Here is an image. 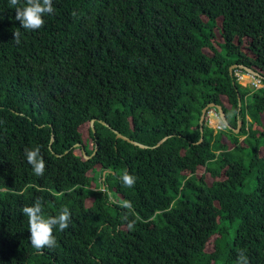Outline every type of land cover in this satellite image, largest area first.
Segmentation results:
<instances>
[{
  "label": "trees",
  "instance_id": "trees-1",
  "mask_svg": "<svg viewBox=\"0 0 264 264\" xmlns=\"http://www.w3.org/2000/svg\"><path fill=\"white\" fill-rule=\"evenodd\" d=\"M53 6L31 31L0 0V264H264V86L235 74L264 82V0ZM210 103L225 128L201 129ZM36 199L71 212L52 248L30 244Z\"/></svg>",
  "mask_w": 264,
  "mask_h": 264
},
{
  "label": "clouds",
  "instance_id": "clouds-1",
  "mask_svg": "<svg viewBox=\"0 0 264 264\" xmlns=\"http://www.w3.org/2000/svg\"><path fill=\"white\" fill-rule=\"evenodd\" d=\"M10 5L15 9V19L20 22L21 28L35 31L42 27L45 18L54 13L53 0H9ZM18 34L15 33V38ZM24 155L27 163L31 165L36 176H42L45 170V162L40 154L39 147L26 148ZM123 185L131 187L135 178L128 172L120 176ZM123 207H130L125 203ZM22 214L27 217L29 240L31 246L36 250L52 248L55 246V231H63L69 227L71 212L67 206H62L57 213L45 216L40 199L34 200L30 205L21 209ZM237 264H248L243 253L239 254Z\"/></svg>",
  "mask_w": 264,
  "mask_h": 264
},
{
  "label": "rangeland",
  "instance_id": "rangeland-1",
  "mask_svg": "<svg viewBox=\"0 0 264 264\" xmlns=\"http://www.w3.org/2000/svg\"><path fill=\"white\" fill-rule=\"evenodd\" d=\"M237 72V73H236ZM235 74H238V80L242 85L247 86H255L256 78L253 76L254 73L250 72L249 70H240L236 69ZM221 119H223V115L220 111H217L214 106H210L208 109V112L205 116L204 122H206L209 126H212L215 131L217 130V125L220 124ZM241 120L238 122V128H236V131L240 130L241 126Z\"/></svg>",
  "mask_w": 264,
  "mask_h": 264
},
{
  "label": "water",
  "instance_id": "water-1",
  "mask_svg": "<svg viewBox=\"0 0 264 264\" xmlns=\"http://www.w3.org/2000/svg\"><path fill=\"white\" fill-rule=\"evenodd\" d=\"M237 66V64H234V65H232L231 66V72L233 71V69H234V67H236ZM240 67H244L243 65H239ZM246 70H249L250 72H253L254 74H256V75H258V73L255 71V70H253L252 68H250V67H244ZM216 106L217 108H218V110L221 112V114L223 115V120L228 124V121H227V119H226V116H225V113H224V111H223V108H222V106L220 105V104H216V103H210L208 106H206L204 109H203V112H202V115H201V118H200V124H201V129H203V123H204V119H205V116H206V114H207V112H208V109H209V107L210 106ZM93 121L94 120H92V123H93ZM93 126V125H92ZM93 128H94V126H93ZM116 133H117V136L118 137H122V138H124V139H127L128 141H131V142H133V143H135V144H138V145H140L141 147H146V145H144L143 143H139L138 141H135V140H132L131 138H129L128 136H126V135H124V134H122V133H120V132H118V131H116ZM166 139V137L165 138H163L162 140H160L159 142H158V144H160L163 140H165ZM76 145H80L79 143H77ZM84 154L86 155V153H85V151H84ZM87 156V155H86Z\"/></svg>",
  "mask_w": 264,
  "mask_h": 264
},
{
  "label": "built area",
  "instance_id": "built-area-1",
  "mask_svg": "<svg viewBox=\"0 0 264 264\" xmlns=\"http://www.w3.org/2000/svg\"><path fill=\"white\" fill-rule=\"evenodd\" d=\"M236 75H238V74H236ZM253 76L256 78V82L254 84L255 85L254 87L264 86V82L262 81V79L259 76H257L256 74H254ZM225 126H226L225 122L223 121V119H221L220 124L217 125V129H223V128H225Z\"/></svg>",
  "mask_w": 264,
  "mask_h": 264
}]
</instances>
